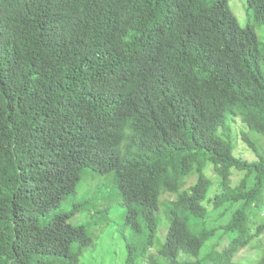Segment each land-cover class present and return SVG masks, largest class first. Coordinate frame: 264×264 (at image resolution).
Listing matches in <instances>:
<instances>
[{
    "label": "trees",
    "instance_id": "16d2710c",
    "mask_svg": "<svg viewBox=\"0 0 264 264\" xmlns=\"http://www.w3.org/2000/svg\"><path fill=\"white\" fill-rule=\"evenodd\" d=\"M246 5L241 24L228 0H0V264H78L93 236L52 211L86 169L121 193L124 264H264V155L243 131L256 158L236 156L228 123L264 137V0ZM208 203L236 207L208 227Z\"/></svg>",
    "mask_w": 264,
    "mask_h": 264
},
{
    "label": "rangeland",
    "instance_id": "374dc122",
    "mask_svg": "<svg viewBox=\"0 0 264 264\" xmlns=\"http://www.w3.org/2000/svg\"><path fill=\"white\" fill-rule=\"evenodd\" d=\"M229 5L241 24L245 23L247 16L246 0H228ZM248 12V11H247ZM258 33L264 40V26H259ZM232 129V141L234 145V154L247 160L256 158L254 152L246 146L241 139V133L244 131L254 141L260 153L264 155V137L258 132L251 131L243 124L239 117H233L228 120ZM206 174L212 178L213 185L209 195L212 196L220 192V180L214 171L208 167ZM242 178V174L237 171L231 177V185L234 186ZM85 184L83 193H72L67 195L56 207L53 213L61 214L62 212H72V223L75 225H84L86 230L93 236L94 242L89 248L85 249L79 255L78 264H124L126 255L124 232L127 234L128 229L124 226L123 217L125 208L123 199L114 181L112 174H100L91 169H86L80 181ZM80 183V184H81ZM79 186V185H78ZM77 186V187H78ZM80 204L76 210H72L75 205ZM208 227L225 224L231 210L236 205L231 206L225 214H220L224 211L225 205L221 208H212L208 203ZM72 208V209H71ZM256 224L264 220V215L255 217ZM165 222V221H162ZM42 223V222H41ZM165 226H161L159 236H163ZM218 231V230H217ZM217 235H214L206 244V248H211V245L216 240ZM260 242L264 244V234ZM151 251L155 252L153 249ZM260 256L259 249L255 247H245L239 250L233 261L238 264H253ZM193 259V258H191ZM146 259L141 260L140 264H148Z\"/></svg>",
    "mask_w": 264,
    "mask_h": 264
},
{
    "label": "clouds",
    "instance_id": "9594fccd",
    "mask_svg": "<svg viewBox=\"0 0 264 264\" xmlns=\"http://www.w3.org/2000/svg\"><path fill=\"white\" fill-rule=\"evenodd\" d=\"M234 13V12H233Z\"/></svg>",
    "mask_w": 264,
    "mask_h": 264
}]
</instances>
